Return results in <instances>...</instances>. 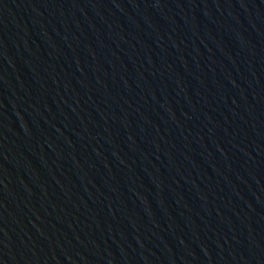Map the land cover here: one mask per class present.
Masks as SVG:
<instances>
[{"label":"water","instance_id":"obj_1","mask_svg":"<svg viewBox=\"0 0 264 264\" xmlns=\"http://www.w3.org/2000/svg\"><path fill=\"white\" fill-rule=\"evenodd\" d=\"M0 264H264V0H0Z\"/></svg>","mask_w":264,"mask_h":264}]
</instances>
